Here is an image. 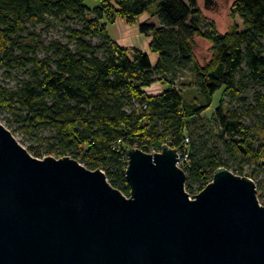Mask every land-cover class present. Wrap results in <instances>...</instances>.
Listing matches in <instances>:
<instances>
[{"label": "trees", "instance_id": "obj_1", "mask_svg": "<svg viewBox=\"0 0 264 264\" xmlns=\"http://www.w3.org/2000/svg\"><path fill=\"white\" fill-rule=\"evenodd\" d=\"M147 11L159 25H138L142 33H153L155 62L107 30L116 16L134 24ZM230 17L221 32L213 20L203 23L199 0H0V65L19 73L14 86L0 85V108L14 115L17 132L52 131L42 138L45 153L37 145L28 148L32 154L69 155L101 168L126 195L125 149L154 152L168 143L187 155L180 166L191 195L212 180L215 169L234 165L235 173L256 181L260 198L264 0H235ZM52 28L64 30L66 41L45 38ZM196 36L211 44L204 62L195 54ZM155 81L163 88L151 93L147 88ZM217 91L211 114L202 115Z\"/></svg>", "mask_w": 264, "mask_h": 264}, {"label": "water", "instance_id": "obj_2", "mask_svg": "<svg viewBox=\"0 0 264 264\" xmlns=\"http://www.w3.org/2000/svg\"><path fill=\"white\" fill-rule=\"evenodd\" d=\"M129 195L101 168L37 157L0 122V264H264V204L225 166L186 190L178 149H125Z\"/></svg>", "mask_w": 264, "mask_h": 264}, {"label": "rangeland", "instance_id": "obj_3", "mask_svg": "<svg viewBox=\"0 0 264 264\" xmlns=\"http://www.w3.org/2000/svg\"><path fill=\"white\" fill-rule=\"evenodd\" d=\"M235 0H199V5L202 10V13L206 16V22L204 24L210 23L213 20L218 28L219 31L223 32L227 29V27L232 23L231 19V7ZM88 4H95V0H86ZM235 20L242 25V20L239 16H235ZM153 22L156 25H159L158 16H153L150 11L144 12L138 18L137 22L132 24L128 23L123 17L116 16L114 22H107V30L112 38L119 40V43L123 46L127 47H138L150 55H152V59L154 61L157 54L150 50L149 44L150 40L153 37L152 31L147 33H142L139 30V23L140 22ZM45 38L50 37H59L66 41L65 32L61 28H52L47 34H43ZM99 40L98 37H94L93 41L97 42ZM211 44L200 36L195 37V54L197 58L204 62L209 57V48ZM188 72V71H187ZM185 73L184 77H188V73ZM19 73L13 71L11 74L7 71V69L0 65V85L9 88L14 86L18 81ZM181 77L182 79H185ZM163 88L162 84L159 81H155L152 85H150L147 90L151 93H157L161 91ZM220 96L219 91L214 94V102L213 106L202 113V115H210L213 107L218 102V98ZM229 99V98H227ZM252 119L251 116L246 117L245 120L250 122ZM0 122H2L7 128H9L16 137V139L27 149L31 146H39L38 151L45 153L46 145L45 142L42 140L43 137L51 135L52 131L49 128H41L40 130L35 131V133H28V132H17L16 128L18 127V122L14 115H12L10 110L6 108H0ZM199 127H202L199 125ZM32 154V153H31ZM34 155V154H32ZM35 156V155H34ZM249 165H246V167ZM230 170H236L234 165H232ZM249 170V169H247ZM257 180L262 181L264 187V171H260L257 177ZM255 181V180H254ZM256 182V181H255ZM260 202L264 204V193L259 198Z\"/></svg>", "mask_w": 264, "mask_h": 264}, {"label": "built area", "instance_id": "obj_4", "mask_svg": "<svg viewBox=\"0 0 264 264\" xmlns=\"http://www.w3.org/2000/svg\"><path fill=\"white\" fill-rule=\"evenodd\" d=\"M188 141V138L186 139ZM178 154H179V161H178V165L180 166L181 162H182V158L185 156H182V154L180 153L179 149H178ZM187 158V155L184 157Z\"/></svg>", "mask_w": 264, "mask_h": 264}, {"label": "crops", "instance_id": "obj_5", "mask_svg": "<svg viewBox=\"0 0 264 264\" xmlns=\"http://www.w3.org/2000/svg\"><path fill=\"white\" fill-rule=\"evenodd\" d=\"M117 40V39H116ZM118 42H119V40H117ZM155 53V52H154ZM155 54H157V53H155ZM158 55V54H157ZM151 56V58H152V55H150ZM156 59H157V57H155V59H154V62L156 61ZM153 60V59H152Z\"/></svg>", "mask_w": 264, "mask_h": 264}]
</instances>
